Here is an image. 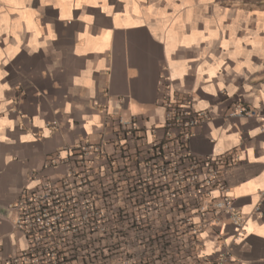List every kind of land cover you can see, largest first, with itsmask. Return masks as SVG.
Returning a JSON list of instances; mask_svg holds the SVG:
<instances>
[{
    "label": "crops",
    "instance_id": "0c3cea01",
    "mask_svg": "<svg viewBox=\"0 0 264 264\" xmlns=\"http://www.w3.org/2000/svg\"><path fill=\"white\" fill-rule=\"evenodd\" d=\"M169 98L208 113L187 148L222 163L244 218L240 236L226 218L205 230L204 253L264 264V0H0V262L27 246L24 188L89 144L92 189L113 192L164 135Z\"/></svg>",
    "mask_w": 264,
    "mask_h": 264
},
{
    "label": "built area",
    "instance_id": "2783aa9c",
    "mask_svg": "<svg viewBox=\"0 0 264 264\" xmlns=\"http://www.w3.org/2000/svg\"><path fill=\"white\" fill-rule=\"evenodd\" d=\"M163 105L164 135L136 161L134 183L113 190L129 192L127 200L132 202L121 221L110 219L89 187V155L99 154L101 148L87 144L68 149L67 159L73 163L68 173L24 188L13 204V225L25 235L27 246L0 264H242L224 242L214 258L203 251L205 230L215 231L226 218L240 236L244 224L221 177L222 163L187 148L190 130L208 113L170 98ZM237 113L251 114L245 108ZM128 126L135 129L132 121ZM83 230L93 232L83 235Z\"/></svg>",
    "mask_w": 264,
    "mask_h": 264
},
{
    "label": "trees",
    "instance_id": "16d2710c",
    "mask_svg": "<svg viewBox=\"0 0 264 264\" xmlns=\"http://www.w3.org/2000/svg\"><path fill=\"white\" fill-rule=\"evenodd\" d=\"M128 195L129 192H96V200L97 202H101V205L111 216L110 219L113 222H117L121 221L123 219V215L127 213V205L132 204L131 200H127ZM135 202L139 205V198H135ZM130 212L131 215H134V211ZM82 232L83 235H88V233L91 234L93 230H83ZM105 235L109 236L111 235V232L108 230Z\"/></svg>",
    "mask_w": 264,
    "mask_h": 264
},
{
    "label": "rangeland",
    "instance_id": "374dc122",
    "mask_svg": "<svg viewBox=\"0 0 264 264\" xmlns=\"http://www.w3.org/2000/svg\"><path fill=\"white\" fill-rule=\"evenodd\" d=\"M88 166V173L89 174H91V176H93L92 175V172H91V167H90V165L88 164L87 165ZM137 166V165H136ZM137 172L135 171V170H132L131 169V171H129V173L127 174V176H126V178L123 180L124 182L123 183H121L119 186H117V187H119V188H122V189H124V188H126V184L127 183H134V181H133V179H134V176H135V174H136ZM91 182V181H90ZM89 187H92V185H91V183H89ZM97 204L98 205H100V206H102L101 205V202H97ZM103 207V206H102ZM104 208V207H103ZM105 209V208H104ZM107 212V211H106ZM100 235H102L101 233H93V236L94 237H101V238H105L104 236H100ZM100 238V241H102L103 239H101ZM102 243H103V241L102 242H100V244L102 245ZM105 244H106V242H105Z\"/></svg>",
    "mask_w": 264,
    "mask_h": 264
}]
</instances>
